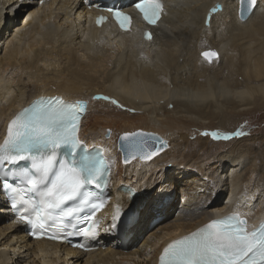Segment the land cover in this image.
I'll return each mask as SVG.
<instances>
[{
	"label": "bare ground",
	"instance_id": "1",
	"mask_svg": "<svg viewBox=\"0 0 264 264\" xmlns=\"http://www.w3.org/2000/svg\"><path fill=\"white\" fill-rule=\"evenodd\" d=\"M40 1L0 0V142L8 119L38 97L86 101L82 137L106 145L116 159L109 212L128 209L137 192L153 187L155 200L126 212L113 236L102 229L105 249L83 254L30 241L0 188V264H157L169 241L214 217L234 210L264 217V151L253 149L260 138L214 143L204 135L245 132L235 128L241 117L264 107V0L244 19L240 0H165L162 24L147 43L96 29L94 12L77 0ZM218 4L222 10L205 23ZM204 51L216 58L207 62ZM135 129L157 133L167 148L122 163L118 136ZM177 190L174 213L166 195Z\"/></svg>",
	"mask_w": 264,
	"mask_h": 264
},
{
	"label": "snow or ice",
	"instance_id": "2",
	"mask_svg": "<svg viewBox=\"0 0 264 264\" xmlns=\"http://www.w3.org/2000/svg\"><path fill=\"white\" fill-rule=\"evenodd\" d=\"M256 3L257 0H240L241 16L245 11L251 12ZM135 7L149 24H155L163 11L161 0H138ZM113 15L119 26L127 30L131 17L118 10ZM102 19L97 23H101ZM145 38L151 39V35L146 33ZM202 55L211 58L216 54L204 52ZM100 98L107 99L94 97ZM84 107L83 102L72 104L56 97L41 98L32 106L22 109L9 122L6 138L0 143V161L12 164L29 162L25 167L13 169L11 174L21 178L27 192L38 194V201L33 202L30 209L25 207L18 216L19 221L32 226L31 234L37 238L49 229V222L58 210L64 217L72 216L76 209L63 206L80 198L85 186L97 184L107 170L102 160L96 161L78 151L82 149V142L76 137L78 117ZM245 134L242 130L224 134L215 131L204 133L214 140H228ZM120 140L122 149L133 157L145 152L143 133H125ZM160 143L163 145L164 142ZM64 149L68 150L71 160L60 161L56 158L58 150ZM158 151V148L150 150V154L141 158L151 159ZM4 187L10 189L11 207L16 208L17 188L8 184ZM90 196V193L84 195L80 203H91ZM115 219L108 230L117 226ZM97 227V223L92 221L89 227L81 230L83 236L86 239L95 238ZM48 238L61 237L52 232ZM78 246L86 247L85 244ZM160 259L161 264H264V222L258 229L249 232L246 219L238 212L214 219L191 235L168 244Z\"/></svg>",
	"mask_w": 264,
	"mask_h": 264
},
{
	"label": "rangeland",
	"instance_id": "3",
	"mask_svg": "<svg viewBox=\"0 0 264 264\" xmlns=\"http://www.w3.org/2000/svg\"><path fill=\"white\" fill-rule=\"evenodd\" d=\"M248 113H247V115H244V116L241 117V120H240L241 123L238 124V126H236L235 128L242 127V128L246 129V131H245L246 134L244 135L245 139H251L252 137H257V138L259 137L260 138L259 139L260 142H258L256 145H253V149L255 150V152L257 154L259 152L263 153V151H264V107H262L257 112L254 111V112H248ZM137 130H140V129H135V130H131V131H125L123 133H132V132H135ZM148 132L156 134L157 136H159L157 133H155V132H153L151 130L148 131ZM120 134H122V133H120ZM197 136H200L199 132H197L196 134H193V135H189L188 140L190 142H193L194 140H196ZM159 137L162 138L161 136H159ZM162 139L164 141H166V143L168 144V142H167V140L165 138H162ZM213 142L217 143L218 141L213 140ZM212 144L210 143V145H209L210 148H211ZM216 147H217V149H219L221 146H216ZM230 147L231 146H222L220 151H223V150L227 151V150L230 149ZM213 149H215V148H213ZM154 190H155V187H153L148 194H138V192H137L135 197H134V199H133V201H132V203H131V205H130V207L128 209H123L122 208L124 210L123 212L124 213H126V212L129 213V212H131L132 210H134L135 208H137L138 206H141V205L148 206V207L152 206L153 205V201L155 200L154 199ZM170 193H172V194L166 195V199H171L172 206H173L172 211H174V213H175L179 209V206H180V195H179L180 191L179 190H177L176 192H172L171 191ZM208 193H209V191H208ZM143 195H146V197H143ZM207 199H208V196L207 195L204 196L203 200L207 201ZM150 218H151V215H150ZM134 248L136 249L137 246L134 247ZM116 249H117L116 247H112V250H116ZM139 261L140 260H138V263L141 264L142 262L141 261L139 262Z\"/></svg>",
	"mask_w": 264,
	"mask_h": 264
},
{
	"label": "water",
	"instance_id": "4",
	"mask_svg": "<svg viewBox=\"0 0 264 264\" xmlns=\"http://www.w3.org/2000/svg\"><path fill=\"white\" fill-rule=\"evenodd\" d=\"M247 14H248V11H247ZM247 14L244 12V15L243 17L241 16V12H240V17L242 19L245 18V16H247ZM204 52H213V51H204ZM203 52V53H204ZM202 57L207 61V62H211L214 58H216V55L214 57H211V58H206L204 55H202ZM133 133H143L145 134V141H146V144H145V152L144 153H137L135 155V157L131 156L128 154V152L126 150H123L122 147H121V140H120V137L123 135H119L118 137V140H117V149L120 151V154H121V161L122 163L124 164H127L129 163L130 161L134 160L135 158H139L141 160H149V159H142L141 156L142 155H146V154H150V150H156L157 148L159 149V151L157 152L156 155L154 156H157L159 155L165 148H167V144H166V141H164L162 138H160L159 136H157L156 134H153V133H150V132H145V131H136V132H133ZM125 134V133H124ZM164 142L163 145H161L160 142ZM152 156V157H154ZM127 157V160L128 162L125 163V158ZM151 157V158H152Z\"/></svg>",
	"mask_w": 264,
	"mask_h": 264
}]
</instances>
